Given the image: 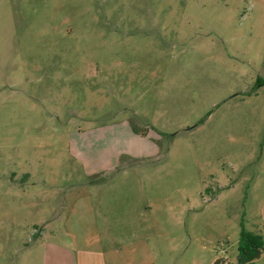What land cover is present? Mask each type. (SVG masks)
<instances>
[{
	"label": "rangeland",
	"instance_id": "rangeland-1",
	"mask_svg": "<svg viewBox=\"0 0 264 264\" xmlns=\"http://www.w3.org/2000/svg\"><path fill=\"white\" fill-rule=\"evenodd\" d=\"M125 118L157 152L87 176L71 132ZM242 227L264 235V0H0V264H104L99 238L239 264Z\"/></svg>",
	"mask_w": 264,
	"mask_h": 264
},
{
	"label": "crops",
	"instance_id": "crops-1",
	"mask_svg": "<svg viewBox=\"0 0 264 264\" xmlns=\"http://www.w3.org/2000/svg\"><path fill=\"white\" fill-rule=\"evenodd\" d=\"M70 135L73 137L70 144V152L73 158L82 164L84 172L87 176L112 170L117 166V162L122 156L138 158L150 156L154 154V152H157L156 145L152 138L142 136L137 133L127 118L119 121L94 124L87 128H79L78 130L72 131ZM122 140L125 142L123 146L120 145ZM132 143H134V145ZM110 182L111 181H88L89 214L88 212H84V214H82L88 218L82 221V224L84 225L83 227H86L85 224L88 225V228L91 227L97 229L101 227L100 224L94 222V220L90 218V214L93 213L94 207L96 203H98V195L100 194L102 188L109 185ZM95 194H98L97 197ZM151 208L150 204H144L137 207L138 213L141 215H147V212H149ZM145 229L147 228L144 225L142 230ZM145 233L146 231H144V235ZM136 243L137 242L135 241L134 246L130 248V251L136 250V246H138ZM96 244H99V248L95 250V254L100 256L98 257L100 261L102 258L104 264H116L115 260L117 258L116 254L118 253V250L112 247L107 249L106 245H102V239L100 238ZM69 249L71 250L73 248ZM147 250V245H145V251ZM82 251L84 250L82 249ZM82 251L76 249V251L74 250L73 252H70L72 253V264H77V262H79V259L81 258L80 252ZM75 252L77 257L76 255L74 256ZM86 252L90 253L93 251L89 249L84 253Z\"/></svg>",
	"mask_w": 264,
	"mask_h": 264
},
{
	"label": "trees",
	"instance_id": "trees-1",
	"mask_svg": "<svg viewBox=\"0 0 264 264\" xmlns=\"http://www.w3.org/2000/svg\"><path fill=\"white\" fill-rule=\"evenodd\" d=\"M133 129L138 131L133 125ZM141 134L145 135V131H141ZM162 134V133H161ZM120 168L118 167L117 170ZM110 176H105L102 179H93L91 180L96 182H103L108 180ZM264 252V235L253 230H247L242 227L241 238L239 243V264H254V260L259 258ZM219 262V259L216 260L215 264Z\"/></svg>",
	"mask_w": 264,
	"mask_h": 264
},
{
	"label": "built area",
	"instance_id": "built-area-1",
	"mask_svg": "<svg viewBox=\"0 0 264 264\" xmlns=\"http://www.w3.org/2000/svg\"><path fill=\"white\" fill-rule=\"evenodd\" d=\"M217 264H229V262H228V260L225 259L224 257H221V258L219 259V262H218Z\"/></svg>",
	"mask_w": 264,
	"mask_h": 264
}]
</instances>
